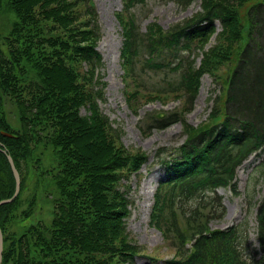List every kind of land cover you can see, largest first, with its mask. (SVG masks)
Listing matches in <instances>:
<instances>
[{"label": "trees", "instance_id": "16d2710c", "mask_svg": "<svg viewBox=\"0 0 264 264\" xmlns=\"http://www.w3.org/2000/svg\"><path fill=\"white\" fill-rule=\"evenodd\" d=\"M143 2L123 0V10L116 13L123 36L121 65L136 88L126 85V102L132 107L143 91L137 75L142 48L146 65H160L157 56L172 54L178 59L172 68L183 69L178 83L146 90L147 99L169 91L181 102L187 97L183 110L149 117L151 130L180 122L186 135L179 146L157 151L165 178L156 190L151 222L174 250L163 263L264 264V195L257 211L260 251L243 224L211 226L226 214L218 190L239 193L238 169L251 155L261 157L257 169L264 176V0H201L200 10L184 25L164 29L151 23L142 36L131 9ZM4 14L5 22L8 15L12 19L0 25V201L16 189L8 155L20 172L21 189L0 206L2 264H133L145 249L129 236L133 201L129 183L122 181L139 174L150 155L117 146L110 120L100 110L107 82L100 70L105 63L97 47L103 32L93 0H0ZM214 36L215 44L206 49ZM192 49L201 53L199 63L181 58V51ZM224 66V91L213 98L205 121L189 124L185 113L195 105L203 76L220 81ZM6 105L19 130L11 125ZM48 149L56 164L52 219L30 224L20 235L10 233L35 173L40 182L37 156ZM36 199L23 219L31 216ZM145 257V264L161 261Z\"/></svg>", "mask_w": 264, "mask_h": 264}, {"label": "rangeland", "instance_id": "374dc122", "mask_svg": "<svg viewBox=\"0 0 264 264\" xmlns=\"http://www.w3.org/2000/svg\"><path fill=\"white\" fill-rule=\"evenodd\" d=\"M93 2L98 11L99 23L103 32L98 50L103 56L105 65L100 70L107 82L103 91V100L99 102L100 110L110 120V133L117 146L123 145L131 153L143 150L150 155L148 162L139 174H133L129 182L127 180L122 181L123 184L129 183L128 192L133 201L131 214L126 221L129 236L132 241L145 249L143 256H139L133 264H145L147 254L156 256L161 259L159 264H164L163 261L172 257L174 250L167 245L160 230L151 222L157 186L165 178V170L160 160L157 159V151L162 147L170 149L179 146L186 139V135L183 124L180 122L165 129L151 130L149 117L154 113H165L179 107L183 110L186 107L183 102L187 97L184 96L181 102V99L176 96L178 93L169 91L162 92L159 99L148 100L145 93H148L146 90L158 91L168 87V81L174 84L178 83L183 69L172 68L177 63L172 54L155 58L156 64L168 63L172 60L170 66L146 65L145 60L148 53L142 48L141 51L143 52L139 56L137 66L139 74L137 75L143 91L138 99L133 102L132 107L129 106L125 99L126 85H129V89L136 88L130 77L125 78L121 65L120 53L123 36L116 13L123 10V0H93ZM200 8L201 0H191L188 3H183L180 0H146L143 4H137L132 11L135 14L138 31L143 36L151 23H157L164 29H169L178 24L184 25V22L197 13ZM5 16L6 14L0 16L1 26L9 25L10 19H12V15H8V22H5ZM5 30L3 27V31ZM215 41L214 36L206 49L215 44ZM181 55L186 61L194 59L196 63H199L202 58L201 53L196 49L181 51ZM218 76L221 77V80L217 82L208 74L203 76L202 86L195 100V105L190 112L185 113L189 124L197 126L205 121L213 105V98L216 94L219 95L220 92L224 91L223 87L227 86L228 68L222 67ZM184 93L181 91V94ZM85 112L83 108L82 113ZM6 113L11 125L19 130L20 123L15 114L10 112L8 105H6ZM37 158L40 162L39 164L35 163L37 169L34 171L37 174L41 173L40 182L36 184L37 175L35 173L22 196L21 203L9 228L10 233L20 235L28 225L48 224L52 219V200L56 193L55 186L51 185L53 182L52 168L56 164L50 149L44 152V156L38 155ZM260 161L261 157L253 154L239 167L237 173L239 193L233 192L230 188L219 189V194L223 196L226 214L222 219L211 222L213 228L220 229L233 224H243V229L247 230V234L250 236L252 247L258 251H260V244L257 211L264 195V176L257 169ZM33 197H37L36 206L33 208L31 216L29 218L25 216L23 219V211L28 209Z\"/></svg>", "mask_w": 264, "mask_h": 264}, {"label": "water", "instance_id": "95a60500", "mask_svg": "<svg viewBox=\"0 0 264 264\" xmlns=\"http://www.w3.org/2000/svg\"><path fill=\"white\" fill-rule=\"evenodd\" d=\"M5 135L11 136V134H9V133H5ZM3 151L5 153H7L6 150L3 149ZM8 160H9L10 166H11L13 173H14V177H15V181H16V189H15V192H14L12 197L7 198V199H3L0 201V206L7 204V203H11L19 194L20 187H21V177H20V173H19V171L15 165V162L10 155H8ZM3 250H4V237H3V231L0 228V264H2V261H3Z\"/></svg>", "mask_w": 264, "mask_h": 264}]
</instances>
